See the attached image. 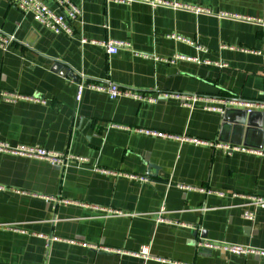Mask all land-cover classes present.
Here are the masks:
<instances>
[{
  "label": "crops",
  "instance_id": "0c3cea01",
  "mask_svg": "<svg viewBox=\"0 0 264 264\" xmlns=\"http://www.w3.org/2000/svg\"><path fill=\"white\" fill-rule=\"evenodd\" d=\"M71 1L81 15L65 37L0 0V29L14 37L0 49V264H264L199 246L264 249V205L247 198H264V157L217 145L264 150V0H167L208 13ZM108 39L130 48L108 55L99 44ZM86 81L152 100L88 89L77 98ZM35 145L88 162L52 165L10 151Z\"/></svg>",
  "mask_w": 264,
  "mask_h": 264
},
{
  "label": "built area",
  "instance_id": "2783aa9c",
  "mask_svg": "<svg viewBox=\"0 0 264 264\" xmlns=\"http://www.w3.org/2000/svg\"><path fill=\"white\" fill-rule=\"evenodd\" d=\"M116 3L121 4H128L131 2H143L151 5L152 7L156 6H165L170 7L172 9H183L188 10L194 13H208V9H204L200 6L185 4V3H178L174 1H167V0H110ZM11 4L15 6L19 11L22 13H30L34 20L38 22L43 28L49 30L50 32L63 35L65 37H72L75 33L74 23L78 20L79 16L81 15V9L71 0H54V8L49 7L45 0H10ZM224 16V15H222ZM264 23V21H263ZM14 37L8 34H5L0 29V49L5 50L10 43L13 41ZM81 42L85 43L87 40L85 38H81ZM94 43V41H89ZM99 44L104 48L105 52L108 55H113L117 53L120 49H129L130 44L124 40L118 39H108L105 41H100ZM135 55H140L144 58H152L154 60H159L160 58L154 55H149L147 53H137ZM176 59H188V57L183 56L181 54L175 55L172 59H160L163 61H167L172 63ZM196 60V59H193ZM206 63H208L206 61ZM84 89L93 90L97 92L105 93L110 99H116L117 97H128L135 100H145L149 99L152 100L151 97H146L136 91H132L129 89H125L113 83L111 81H103V82H95V81H86V83L78 84L77 89V98L80 96ZM167 96V95H165ZM6 98L9 99H18L21 98L17 95L12 93L5 94ZM240 105H245L247 107V111H250V106L252 103H238ZM225 105V104H224ZM213 110L222 112L223 107H213ZM138 132H141L145 135L153 136V137H163V138H175L180 140H187L189 138L180 135H173L169 133H164L160 131H156L153 129H136ZM192 142L201 143L197 139H191ZM188 140V141H191ZM203 143V142H202ZM218 147L222 148L225 152L229 153L232 151H239V150H247L253 153H257L264 157V150L262 149H248L245 147H241L239 145H229L224 143H218ZM12 153L44 159L52 165H65L69 161H73L77 164H87L88 159L84 156L73 155L67 152H57V151H50L41 146L35 145L31 147H19L17 149H11ZM95 171H99L101 173L107 174H116L111 170L94 167ZM126 177L134 180L146 181V178L143 176H137L133 174H126ZM192 188V187H187ZM198 191L206 194L215 193L219 196H222L224 192L212 190L209 188L198 187ZM247 198L249 202L258 206L264 205V198L255 196V195H248ZM245 218L252 219L253 214L251 212L246 211L244 213ZM162 221L163 219H158ZM49 238H45V247L48 246ZM69 242L74 243V240H69ZM84 244V243H83ZM199 246L205 247L209 250H217V251H224L229 252L235 255H248L254 254L264 259V249H254L248 246L231 244V243H224V242H211V241H204L199 244Z\"/></svg>",
  "mask_w": 264,
  "mask_h": 264
}]
</instances>
